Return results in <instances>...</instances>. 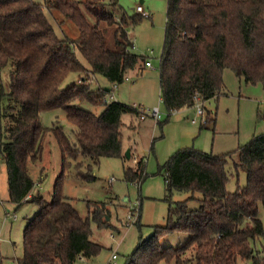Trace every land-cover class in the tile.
<instances>
[{
	"label": "trees",
	"instance_id": "obj_1",
	"mask_svg": "<svg viewBox=\"0 0 264 264\" xmlns=\"http://www.w3.org/2000/svg\"><path fill=\"white\" fill-rule=\"evenodd\" d=\"M43 2L0 0V161L6 168L9 202L20 206L30 201L38 207L24 227L17 264H74L79 259L92 260L102 250L91 240L90 224H108L104 203H88L89 213L83 218L63 195L69 160L78 154L88 159L86 173L79 164L76 169L83 181H93V166L100 158L123 157L122 115H140V107L105 103L110 89H93L91 83L95 76L109 84L120 83L128 72L142 70L144 57L132 51L122 21L107 10L118 6V0L85 1L95 24L88 22L78 2ZM44 6L72 20L79 37L59 38L43 12ZM141 18L132 15L134 21ZM102 22L117 25L113 48L106 45V31L99 26ZM76 49L87 61V68L77 59ZM225 68L246 83L264 79V0H167L158 71L165 109L193 107L195 97L201 102L217 97ZM71 72L84 76L61 88ZM75 102L104 108L96 115ZM53 109H62L75 126L74 144L60 126H42L41 113ZM210 121L207 117L204 125ZM48 132L60 149L61 173L46 202L32 194L35 185L27 163L38 161ZM236 154L237 161L227 168L230 154L214 155L192 146L178 149L159 170L169 203L164 223L151 226L148 238H139L124 264H237L238 259L264 264V257L252 246L264 236L258 218L259 205L264 209V131L239 147ZM144 169L141 159L134 168L124 169V179L140 184ZM232 169L243 171L246 183L230 192L226 184ZM174 192L189 196L172 202ZM192 201L194 209L188 206ZM136 224L139 226V219ZM175 233L186 235V241L164 248L161 239Z\"/></svg>",
	"mask_w": 264,
	"mask_h": 264
},
{
	"label": "rangeland",
	"instance_id": "obj_2",
	"mask_svg": "<svg viewBox=\"0 0 264 264\" xmlns=\"http://www.w3.org/2000/svg\"><path fill=\"white\" fill-rule=\"evenodd\" d=\"M43 4V0H33ZM80 4L81 11L90 24H95V17L87 10L86 0H73ZM143 1L149 10L151 18L132 19L134 7ZM167 0H118V6L107 7L117 21H122V27L128 33L127 37L133 44L132 51L138 56L148 55L153 51L150 59L153 69L130 71L127 77L130 82L111 90L110 95L115 101L133 108L140 107L144 111L158 106L162 113L160 124L149 117L140 122L138 116L125 113L121 117L122 153L123 157H102L93 166L94 180L83 181L77 173L76 165L86 173L88 159L78 154L69 160V167L65 170V180L62 193L68 197L79 215L86 218L89 213L88 203H104L107 214L104 215L107 226L98 227L94 222L91 226V240L102 247L100 253L89 263L77 260L74 264H107L112 253L117 254L116 264H124L126 257L135 249L139 238H148L152 233L153 224H163L167 209L164 175L160 168L180 148L194 147L214 155L230 154L227 168H232V162L237 161L236 151L248 143L254 135L264 131V79L255 83H246L231 69L225 68L222 73L223 88L217 97L200 102L204 116L193 124L191 119L196 112V105L170 112L165 109L160 99L158 86V71L162 52L163 34L166 18ZM55 34L59 38L76 40L79 30L72 20L66 19L55 10L43 7ZM106 31V45L113 48L117 25L99 24ZM79 62L88 67L87 61L75 50ZM84 73L71 72L61 84L65 89L78 82ZM6 81V78H4ZM91 88L111 89V84L100 76H95ZM75 106L98 115L103 106L93 107L88 103L75 102ZM139 110V109H138ZM208 114L213 120L204 125ZM41 124L44 128L52 129L60 126L70 144L75 143V126L66 119L62 109L46 110L41 113ZM204 120V121H203ZM210 124V125H208ZM201 126L206 128L200 129ZM129 150V156L126 152ZM145 163V178L140 183H129L124 179V169L134 168L136 159ZM27 170L34 182L33 195H40L49 202L56 178L61 173V154L59 146L48 132L42 141V152L36 162H28ZM109 180H112L109 182ZM246 183L245 173L235 172L226 184V189L235 191L237 186ZM186 192H174L170 197L172 202L182 201L188 197ZM140 199V200H139ZM0 264H17L23 249V230L28 220L38 211V207L30 202L20 206L9 202L7 190V173L5 165L0 161ZM141 201V202H140ZM142 204V219L139 226L135 223L129 228L124 227L129 209L133 205ZM190 209L196 207L195 202H189ZM141 208V206H140ZM149 211L157 216L155 222H148ZM258 218L264 229V209L258 208ZM113 236V238L111 237ZM187 236L180 233L168 235L161 239V245L177 247L184 243ZM252 246L260 256L264 257V236ZM159 264H174V262H159ZM237 264H250L240 259Z\"/></svg>",
	"mask_w": 264,
	"mask_h": 264
},
{
	"label": "built area",
	"instance_id": "obj_3",
	"mask_svg": "<svg viewBox=\"0 0 264 264\" xmlns=\"http://www.w3.org/2000/svg\"><path fill=\"white\" fill-rule=\"evenodd\" d=\"M135 12L138 13L143 18H149L150 17L149 12L147 10H145L141 4L136 5ZM152 54H153V51H149V55H152ZM144 65H145V67L147 66L148 68L153 69V67H152V65L150 63V60H147V61L144 60ZM128 82H130V78L125 76V77H123L122 82H120V83H112L111 84L110 93H111V90H115L119 86L125 85ZM110 93L103 99V101L105 103H109L111 101H115V98L112 95H110ZM194 101H195V105H196V109H195L196 112H195L194 117L191 119L192 123H196L198 118H202L204 116L203 109L199 105L201 100L198 97H195ZM138 109H139V112H140L139 118L141 120L144 119L148 115L151 116L156 123L162 119V113L160 112L158 106L152 108L151 110H147V111H144L143 109H140V108H138ZM174 111H176V110L168 111L169 114H168L167 117H169L171 115V113L174 112ZM262 120H264V116H263ZM111 181L112 180H109V182H111ZM140 210H141L140 202L137 205H133L129 209L128 215L126 217V221H125V224H124V227L129 228L131 225H133L134 223H136L138 221V219L140 217ZM111 237L113 238L112 235H111ZM80 260H82V259H80ZM116 260H117V254L116 253H112V255L110 256L107 264H116Z\"/></svg>",
	"mask_w": 264,
	"mask_h": 264
},
{
	"label": "crops",
	"instance_id": "obj_4",
	"mask_svg": "<svg viewBox=\"0 0 264 264\" xmlns=\"http://www.w3.org/2000/svg\"><path fill=\"white\" fill-rule=\"evenodd\" d=\"M143 3H145V2H143V1H140V3L139 4H141L143 7H144V5H143ZM136 7V6H135ZM135 7H134V9H133V11H134V14H136V15H139L138 13H136L135 12ZM145 10H147L148 12H149V10L147 9V7L146 8H144ZM150 13V12H149ZM151 18V15H150V17H149V19ZM165 20H166V18H165ZM153 54H154V52H153ZM153 54L152 55H149V53H148V55H143V57H144V60H150L151 58H153ZM148 57V58H147ZM150 63H151V61H150ZM144 68L145 69H149V70H151V68H148L147 66L145 67V65L144 64H142V71L144 70ZM129 73V72H128ZM159 108V107H158ZM149 117H151V116H146L144 119H140L139 117V121L140 122H142V121H144L145 119H147V118H149ZM152 118V117H151ZM207 118V117H206ZM208 118H209V120L211 119V121L213 120V118H212V116H210L209 114H208ZM206 120V119H205ZM211 121L209 122L210 124H211ZM158 124V123H157ZM193 124H195V123H193ZM210 124H208V125H210ZM202 127H204V128H206L205 126H202ZM203 128V129H204ZM191 147V146H190ZM129 151V150H128ZM139 160H141V159H136V162L137 161H139ZM137 184H139V183H137ZM140 200V199H139ZM141 202V201H140ZM141 206V210H140V218H139V223H141V219H142V204L140 205ZM148 222L149 223H152V222H155L156 220H157V216L155 215V216H153V214H152V212L151 211H149V215H148ZM153 225H156V224H153ZM84 261L83 262H87V263H89V262H91L92 260H85V259H83ZM109 260V259H108Z\"/></svg>",
	"mask_w": 264,
	"mask_h": 264
},
{
	"label": "water",
	"instance_id": "obj_5",
	"mask_svg": "<svg viewBox=\"0 0 264 264\" xmlns=\"http://www.w3.org/2000/svg\"><path fill=\"white\" fill-rule=\"evenodd\" d=\"M126 156H129V151L126 152Z\"/></svg>",
	"mask_w": 264,
	"mask_h": 264
}]
</instances>
